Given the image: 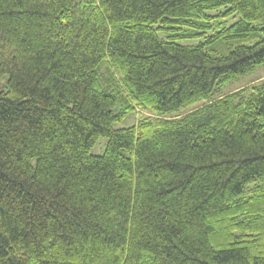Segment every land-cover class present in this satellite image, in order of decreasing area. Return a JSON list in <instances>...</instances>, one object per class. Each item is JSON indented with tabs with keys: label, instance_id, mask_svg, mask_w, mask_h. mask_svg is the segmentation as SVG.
Wrapping results in <instances>:
<instances>
[{
	"label": "trees",
	"instance_id": "obj_1",
	"mask_svg": "<svg viewBox=\"0 0 264 264\" xmlns=\"http://www.w3.org/2000/svg\"><path fill=\"white\" fill-rule=\"evenodd\" d=\"M263 64L264 0H0V264H264Z\"/></svg>",
	"mask_w": 264,
	"mask_h": 264
},
{
	"label": "rangeland",
	"instance_id": "obj_2",
	"mask_svg": "<svg viewBox=\"0 0 264 264\" xmlns=\"http://www.w3.org/2000/svg\"><path fill=\"white\" fill-rule=\"evenodd\" d=\"M234 19H227V24L233 22ZM264 80V64L255 68L252 72L245 75H241L223 85L219 92L222 95L230 94L236 90L242 89L246 86L261 82ZM134 122V116L132 114H127L124 120L113 124V128H127ZM107 140L105 138H100L96 144L91 148L90 152L92 155H102L105 150Z\"/></svg>",
	"mask_w": 264,
	"mask_h": 264
}]
</instances>
